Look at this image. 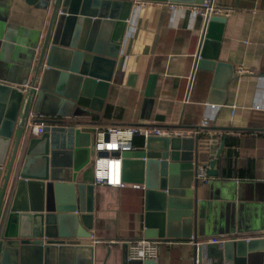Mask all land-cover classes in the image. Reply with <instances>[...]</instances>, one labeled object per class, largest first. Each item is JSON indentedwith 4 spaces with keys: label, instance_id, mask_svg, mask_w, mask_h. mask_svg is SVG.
<instances>
[{
    "label": "water",
    "instance_id": "95a60500",
    "mask_svg": "<svg viewBox=\"0 0 264 264\" xmlns=\"http://www.w3.org/2000/svg\"><path fill=\"white\" fill-rule=\"evenodd\" d=\"M18 1L37 10L44 23L30 85L0 81V264H94V184L83 181L91 162L90 133L71 121L63 134L46 130L34 136L26 129L31 110L42 100L68 110L67 118L102 110L119 70L134 0H11ZM225 20L209 19L196 61L197 69L213 72L209 104L224 103L233 75L232 65L218 60ZM224 144L223 136L220 145H209L215 153L207 163L208 177L218 176L215 165ZM200 153L193 137L150 136L142 147L120 154L122 182L144 192V237L191 238L193 224L198 236L204 235L192 187ZM255 184L264 201L258 190L263 183ZM217 247L200 246L197 264H264V236L231 239ZM122 264L156 261L126 258Z\"/></svg>",
    "mask_w": 264,
    "mask_h": 264
},
{
    "label": "crops",
    "instance_id": "0c3cea01",
    "mask_svg": "<svg viewBox=\"0 0 264 264\" xmlns=\"http://www.w3.org/2000/svg\"><path fill=\"white\" fill-rule=\"evenodd\" d=\"M168 3L134 0L119 70L100 112L67 118L68 110L42 100L31 110L26 130L38 136L29 126L35 121L44 122L45 131L63 134L69 130L66 122L71 121L75 124L71 126L89 132L93 143L97 132L108 126L179 127L193 132L188 137L195 138V150L198 147L201 152L199 163L206 168L215 153L209 145H220L224 136L215 165L218 176L192 186L204 235L198 236L193 224L191 238H158L163 243L156 264H197L200 246L218 248L203 241L230 236L232 227L237 234H264V201L258 199L255 186L263 183L258 190L264 197V0H215L217 7L231 11L225 17L218 60L230 63L233 75L224 103L214 107L207 102L213 72L196 68L207 23L189 11H171ZM43 23L39 12L22 1L0 0V81L30 85ZM239 68L248 72L238 74ZM205 117L208 125L202 127ZM141 140V136L134 137L133 146L142 147ZM219 169L230 176H219ZM92 172L90 162L85 183L94 184ZM134 185L94 184V264H122L127 242L144 237V192ZM177 228L180 231V224Z\"/></svg>",
    "mask_w": 264,
    "mask_h": 264
},
{
    "label": "built area",
    "instance_id": "2783aa9c",
    "mask_svg": "<svg viewBox=\"0 0 264 264\" xmlns=\"http://www.w3.org/2000/svg\"><path fill=\"white\" fill-rule=\"evenodd\" d=\"M139 0H137L138 2ZM171 11L180 9L181 11H189L192 17H201L205 23L212 16L228 17L231 14L229 9L217 7L215 0H204L201 4H184L179 2H169ZM238 74L248 72V70L239 68ZM211 106L214 107L212 104ZM232 113L235 106H230ZM200 125L205 127L208 125V118H203ZM30 130L35 135H39L45 131L46 124L44 122L31 121L29 123ZM191 130L173 127V126H157L154 124L129 125V126H108L105 130L97 132L96 140L89 145L91 149V162L93 165V183L106 186H123L122 182V157L123 151L134 150L133 139L136 136L143 138V144L150 136L160 137H188L192 135ZM107 135V137H106ZM99 152H106L105 155H99ZM114 153H118L116 156ZM206 167L202 163L195 166L194 178L198 181L206 182ZM138 187V185H134ZM233 232L230 236L214 237L203 242H211L219 244L227 240L252 237H261L255 235L236 236ZM163 240L158 238L139 237L131 239L127 242V259L130 260H154L159 256L160 245ZM198 262V260H196Z\"/></svg>",
    "mask_w": 264,
    "mask_h": 264
},
{
    "label": "trees",
    "instance_id": "16d2710c",
    "mask_svg": "<svg viewBox=\"0 0 264 264\" xmlns=\"http://www.w3.org/2000/svg\"><path fill=\"white\" fill-rule=\"evenodd\" d=\"M141 139H142L141 140L142 141L141 143L143 144V138L141 137ZM227 156L230 158V155L229 154ZM219 176H221V177L226 176L227 177V176H230V175L227 174V173H225V171L223 169H221V170L219 169ZM236 236H246V235H244V234H237Z\"/></svg>",
    "mask_w": 264,
    "mask_h": 264
},
{
    "label": "rangeland",
    "instance_id": "374dc122",
    "mask_svg": "<svg viewBox=\"0 0 264 264\" xmlns=\"http://www.w3.org/2000/svg\"><path fill=\"white\" fill-rule=\"evenodd\" d=\"M88 171V170H87ZM92 176H93V172H92ZM106 188V187H105Z\"/></svg>",
    "mask_w": 264,
    "mask_h": 264
}]
</instances>
